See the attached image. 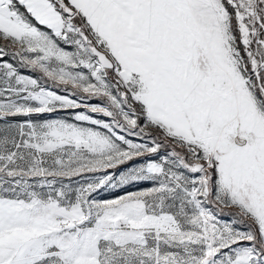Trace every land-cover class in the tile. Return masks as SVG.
<instances>
[{
	"label": "snow or ice",
	"instance_id": "snow-or-ice-1",
	"mask_svg": "<svg viewBox=\"0 0 264 264\" xmlns=\"http://www.w3.org/2000/svg\"><path fill=\"white\" fill-rule=\"evenodd\" d=\"M0 264H264V0H0Z\"/></svg>",
	"mask_w": 264,
	"mask_h": 264
},
{
	"label": "rangeland",
	"instance_id": "rangeland-1",
	"mask_svg": "<svg viewBox=\"0 0 264 264\" xmlns=\"http://www.w3.org/2000/svg\"><path fill=\"white\" fill-rule=\"evenodd\" d=\"M5 59H7V57H5ZM20 71H21V73H23V74H29V75H32V74H33V73L29 72L28 70L23 69V68H21ZM92 102L95 103V102H97V101H92Z\"/></svg>",
	"mask_w": 264,
	"mask_h": 264
}]
</instances>
